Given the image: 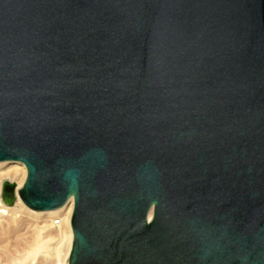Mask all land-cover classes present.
I'll return each instance as SVG.
<instances>
[{
    "label": "water",
    "instance_id": "obj_1",
    "mask_svg": "<svg viewBox=\"0 0 264 264\" xmlns=\"http://www.w3.org/2000/svg\"><path fill=\"white\" fill-rule=\"evenodd\" d=\"M6 161L68 264H264V0H0Z\"/></svg>",
    "mask_w": 264,
    "mask_h": 264
},
{
    "label": "bare ground",
    "instance_id": "obj_2",
    "mask_svg": "<svg viewBox=\"0 0 264 264\" xmlns=\"http://www.w3.org/2000/svg\"><path fill=\"white\" fill-rule=\"evenodd\" d=\"M7 166L8 168H6ZM26 173V167L20 162H0V229L3 224H9L10 221L11 224H13L12 227L17 228L24 217L22 214L24 213V210H22V201L18 197L17 191L24 184ZM4 178L10 179V182L13 181L16 183V188L14 191L16 200L13 205H6L2 200L1 193ZM29 210L31 211L29 212V215L35 218L36 221L39 220L35 225L37 232H35L36 234L34 235L33 240L31 241L30 245H28V247L25 246L21 252L13 254L11 260H9L10 254L3 255V251L0 249V264H36L35 261L37 256H39L41 253L45 254V252H47L46 243L48 239L52 238H56L57 240L49 255L54 256L56 259V264H68V258L73 241V232L71 228L73 198H70L63 207L56 210ZM55 215L57 216L55 217ZM150 215L151 212L149 217ZM44 238H47V240H44ZM46 255H48V252Z\"/></svg>",
    "mask_w": 264,
    "mask_h": 264
},
{
    "label": "rangeland",
    "instance_id": "obj_3",
    "mask_svg": "<svg viewBox=\"0 0 264 264\" xmlns=\"http://www.w3.org/2000/svg\"><path fill=\"white\" fill-rule=\"evenodd\" d=\"M8 166L6 168H8ZM4 180L10 181V179H7V178H4L3 181ZM21 204L23 205L22 210H24V213L22 214L24 215V217L22 221L20 222V225L17 228H14L12 227L13 224H11V221H10L9 224H3V226L0 229V249L3 251V255L10 254L9 260L12 259L11 257L13 254H17L18 252H21V250L25 246L28 247V245H30L31 241L33 240L34 235L36 234L35 232H37V229H35V225L37 224V221L39 220L36 221L35 218L30 216L29 212L31 211L22 202ZM56 216L57 215H55V217ZM44 240H47V238H44ZM56 240H57L56 238L48 239L46 243L47 244L46 251L48 252V255H46L47 252H45V254L41 253L36 258V261H35L36 264H56V259L54 258V256L49 255L52 247L56 243Z\"/></svg>",
    "mask_w": 264,
    "mask_h": 264
}]
</instances>
